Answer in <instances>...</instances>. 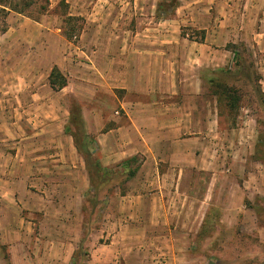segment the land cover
Here are the masks:
<instances>
[{
    "label": "crops",
    "instance_id": "obj_1",
    "mask_svg": "<svg viewBox=\"0 0 264 264\" xmlns=\"http://www.w3.org/2000/svg\"><path fill=\"white\" fill-rule=\"evenodd\" d=\"M62 1L67 10H53ZM120 4L48 0L38 20L0 5L8 11L0 32V244L7 263L264 264L212 261L208 238H198L211 218L256 225L248 209L238 213L245 199L264 192V174L229 139L228 115L205 76L232 60L219 46L225 30L227 42L250 41L264 52V22L252 32L217 23L215 39L206 31L194 40L177 34L175 23L165 35L161 20L140 18L129 34L125 19L105 16L128 8ZM67 15L86 18L78 43L62 31ZM53 67L66 77L61 89L49 83ZM67 96L89 105L80 101L81 119L101 166L127 175L125 189L106 197L99 226L86 217L90 179L68 131ZM235 156L241 163L226 167ZM226 172L242 182L226 184Z\"/></svg>",
    "mask_w": 264,
    "mask_h": 264
},
{
    "label": "rangeland",
    "instance_id": "obj_2",
    "mask_svg": "<svg viewBox=\"0 0 264 264\" xmlns=\"http://www.w3.org/2000/svg\"><path fill=\"white\" fill-rule=\"evenodd\" d=\"M6 1L0 0V3H5ZM120 1L106 0V3L115 9L121 5ZM122 1L128 6L126 10H123V12L120 11L119 13L114 10H108L105 16L107 18L118 16V19H125L129 23L128 26H130L127 29L129 34L136 32V24L140 18H149L148 21H152L153 19L161 20V32L165 35H171V29H173L172 24L175 23L177 25L175 29L177 34L183 37H190L194 40H201L205 36L206 31H209V34L215 39L218 36L216 27H214L217 23L222 22L225 27H239L238 29H240V26L249 27L250 32H252L264 22V0H178V5L175 7L166 5L164 8L161 6L160 11H158L160 16L157 15V10L158 3L162 2V0ZM152 3L155 4L156 8L154 11H149ZM190 3L197 5V8L192 11L189 7ZM42 4L43 1L38 0L29 7H26L24 3H20L19 6H24L26 12L28 11L31 15L41 18L42 14L49 9L47 4L45 11L39 14V6ZM140 4H144L146 8L148 7L147 10L137 11L138 7L136 5ZM183 9H186L188 12L189 22L193 21L194 24L190 25L188 21L183 20L185 17ZM53 10L65 12L67 6L62 1ZM6 14L7 11H3L0 8V29L6 26L5 21L8 20V15L6 16ZM67 16H70V18ZM67 16L62 18L64 22L62 31L68 40L73 43H78L79 35L86 24V18L81 15ZM190 16L193 18L192 20ZM211 27L214 30L211 31ZM228 34L229 32L225 30L222 37L220 36L222 45L219 46H221L220 48L224 47L225 49H229L233 53L231 62L221 71L213 73L210 69L206 70L205 78L210 85V95L214 93L220 97L223 105L222 112L224 114L226 110V115H228V118H225L224 127L226 132L230 134L229 139L233 144L245 146L244 149L247 150V154L243 156V158L245 157L244 163L252 165L257 174H259L258 170L261 171V174H264V105L261 102L259 92L260 89L264 94L262 90V84L264 82V52L257 51L250 41L246 42L245 40L238 39L235 43L231 41L227 42ZM236 54L240 63V68L238 69L233 62ZM224 88L227 90L224 91ZM226 93L231 96L230 99H227V96H225ZM66 100L70 107V117H72L70 130L80 140V133L86 131L84 125L82 129V125L80 124L81 104L86 105L88 108L89 105L83 103L80 99H74L72 96H67ZM228 100H232L230 101L232 103L231 105L226 104ZM80 101L82 102L81 104ZM239 127L243 129L240 131ZM226 161V167L230 163V168L241 163L239 156L229 158L228 162ZM232 163L233 166H231ZM254 165H257L258 168ZM235 175L236 173L234 172H226L223 181L226 184L233 180L234 182H242V178L235 177ZM126 179L127 175L124 173H117L112 176L109 174L107 177L94 176L91 179L95 194L92 196L89 193L87 196L90 199L89 205H92L93 208L91 212L86 213L88 215L86 217L91 218L92 226H99L106 197L112 193L123 191L125 189L123 183ZM257 193V196L255 198L253 197L252 200L245 199L243 201L244 205L241 206V211L238 213V215H247L242 210L248 209V215L256 216L255 227L250 229L246 224L242 223L234 228L229 227L224 221L216 222L212 218L207 221L204 226L206 234L198 238H208L209 250L206 253L210 260L215 261L219 258L234 259L240 262L264 263V192ZM226 200L230 201L228 198ZM233 205L237 206L236 204ZM211 214L216 215L215 211H212ZM84 252L86 251L83 250V257L86 256ZM6 256L5 246L0 244V264H8V260L5 259Z\"/></svg>",
    "mask_w": 264,
    "mask_h": 264
},
{
    "label": "trees",
    "instance_id": "obj_3",
    "mask_svg": "<svg viewBox=\"0 0 264 264\" xmlns=\"http://www.w3.org/2000/svg\"><path fill=\"white\" fill-rule=\"evenodd\" d=\"M37 1L38 0H20V1L19 0H7L5 3H0V4L2 6L7 7L8 10H10V11H14V12L26 15L27 17H29V18H31L33 20H38L39 19L38 16L31 15V13H29L28 11L27 12L25 11L26 8L24 6L23 7L19 6L20 3H24V5L26 7H29L32 4H35ZM41 1H43V4L39 6V14H42L45 11V9L47 7V4H48V0H41ZM166 5H169L171 7H175V6L178 5V0H168V2H167V0H162V2H159L158 3L157 15H159L158 11H160L161 6L165 8ZM0 8L3 11H5L4 8H2V7H0ZM164 14H166V13L164 12ZM67 17L70 18V16H67ZM5 30H6V26L2 27L0 29V32H4ZM233 62H234V65L236 66L237 69L240 68L239 67L240 63L238 61L237 54H236V56H234ZM49 83H50V85L52 86L53 89H61L63 86L66 85V77L60 72V70L57 67H53L51 72H50V75H49ZM223 90L226 91L227 89L224 88ZM259 92H260V95H261V102L264 105V94L260 91V89H259ZM225 96H227V99L231 98V96L229 94L227 95V93H226ZM228 101L226 102V104L227 105H231L232 103L230 101H232V100H230L229 102ZM71 120H72V117H70V120H69L70 122H69V125H68V131L73 135L75 145L78 148V150L81 152L82 157L84 158V161H85V164H86V168H87V171H88V175H89V179H90L91 194H92V196H94L95 189H94L93 184H91V179L94 176H100V177L105 176V177H107V175H109V174L112 176V175H115L116 172L112 168L109 169V168H104V167L101 166V164L98 162V160L96 159V157L94 155V152H93L94 149H95V144H94L93 139L90 137L89 134L86 133V131H84V132L80 133L81 139L79 140L76 137L75 133H73L70 130ZM81 120H80V122H81L80 124L82 125L81 127L83 129V125L84 124H83V122ZM131 160H133V157L131 159L124 160L121 163V166L125 167L124 166L125 163L127 164ZM129 174L130 173H128V176H129ZM5 259H7V256L5 257Z\"/></svg>",
    "mask_w": 264,
    "mask_h": 264
},
{
    "label": "built area",
    "instance_id": "obj_4",
    "mask_svg": "<svg viewBox=\"0 0 264 264\" xmlns=\"http://www.w3.org/2000/svg\"><path fill=\"white\" fill-rule=\"evenodd\" d=\"M160 264H167L162 258L159 259Z\"/></svg>",
    "mask_w": 264,
    "mask_h": 264
}]
</instances>
